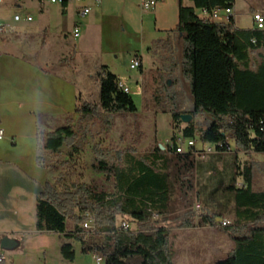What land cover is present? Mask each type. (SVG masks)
<instances>
[{"label": "trees", "instance_id": "16d2710c", "mask_svg": "<svg viewBox=\"0 0 264 264\" xmlns=\"http://www.w3.org/2000/svg\"><path fill=\"white\" fill-rule=\"evenodd\" d=\"M189 1L191 6L181 1L177 26L157 42L172 47L180 39L179 65L193 100L191 110L173 112L168 139L172 146L167 143L162 149L158 143L141 156L126 152L117 160L108 149L95 146L93 167L103 182L73 183L74 191H61L57 182L49 181L38 195L37 231L79 240L83 253L99 252L105 264H134V259L137 264H174L168 227L158 218H168L176 189L183 192L181 202L190 204V193L195 192L207 205L197 222L191 210L178 218L182 227H221L233 240V249L216 264H264V191L255 190L256 172L264 162L241 158L242 153L264 154V29L237 27L234 13L228 22L211 17L216 9L234 11L236 0ZM96 78L98 100L78 101V122L102 111L137 110L132 94L119 87L120 78L107 66L102 65ZM198 113L210 116L207 127L198 126ZM182 114H191L192 120L183 123ZM78 133L69 124L39 132V149L59 153L68 146L69 155H74L80 149ZM179 137L194 139L197 145L178 153ZM204 144L214 146L215 152L199 159L197 152ZM37 162L42 166L41 156ZM204 173L206 182L195 189ZM87 212L95 218L101 235L97 240L85 236ZM226 212L233 221L223 225ZM118 217L135 229L120 227ZM70 218L75 224L68 230ZM61 253L67 260L75 259L71 243H64Z\"/></svg>", "mask_w": 264, "mask_h": 264}, {"label": "crops", "instance_id": "0c3cea01", "mask_svg": "<svg viewBox=\"0 0 264 264\" xmlns=\"http://www.w3.org/2000/svg\"><path fill=\"white\" fill-rule=\"evenodd\" d=\"M142 1L89 0L64 6L47 0H16L18 9L34 6L38 16L27 11L24 16H32L31 21L22 20L23 25L0 33V128L5 132L0 139V248L8 264H23L19 249L46 254L62 237L37 231L38 195L52 180L49 170L37 162L41 150L46 151L39 149L37 136L45 127L52 131L69 116L78 119V101L89 100L94 89L99 93L98 79L83 63L97 58L129 85L117 73L115 60L128 59L131 66L139 57L143 71L149 48L163 42L167 32L177 26L180 3L186 4V0H159L155 7L144 9ZM85 6L91 11L84 15ZM70 24L72 35L76 24L81 28L80 36L74 35V44L67 34ZM52 29L58 37L39 42L30 39ZM67 50L69 58L57 63L49 57ZM5 236L15 244L10 249L1 247ZM230 242L229 252L234 247L233 240Z\"/></svg>", "mask_w": 264, "mask_h": 264}, {"label": "rangeland", "instance_id": "374dc122", "mask_svg": "<svg viewBox=\"0 0 264 264\" xmlns=\"http://www.w3.org/2000/svg\"><path fill=\"white\" fill-rule=\"evenodd\" d=\"M15 2L16 0H4L0 4V22L2 24L11 23L10 30L11 26L23 25L22 21L16 22L14 20L15 14L24 17L25 13L30 11L38 16L34 6H24L20 10ZM186 5H192V3L186 0ZM235 12V25L237 27L243 29L253 28L255 13L264 15V0H236ZM54 24L56 26L58 21L56 20ZM72 28V24H70L67 34L70 43L74 44L75 36L72 35V32L71 34L69 32L72 31ZM55 33L52 29L47 33L32 35L30 39L33 42L44 41L47 38L58 37ZM2 36L3 34H0V38ZM181 46L182 43L179 38L174 40L172 47L164 45V43L156 44L149 55L145 57L143 71L141 68L132 69L128 59L115 60L117 73L125 77L131 87V94L137 106L135 112L107 114L102 111L99 116L92 117L90 120L86 119L82 123L78 122L77 119H73L72 116H69L61 124L58 122L60 126L69 124L79 132L76 142L80 147L79 152L74 155H69L70 148L68 146L64 147L59 153L42 152L43 150H41L42 165L49 170L52 178L51 182H57L59 190L64 191L66 188L71 187L73 183L103 182L102 174L93 167V149L95 146L108 149L113 160H117L118 156L123 158L126 152H133L136 156H141L154 149L158 143L166 148L167 140L171 138L173 133L172 116L174 110L188 111L193 108L188 80L183 77L179 65ZM69 51L67 50V53L56 52L50 54L49 57L57 63L64 57L69 58L71 55ZM107 59L112 58L108 56ZM83 64L86 69L93 71L92 74L95 77L97 72L102 69L100 60L97 58ZM111 65L115 66L113 59ZM97 94L94 89L88 101L96 102L98 100ZM157 96L160 97V102L155 101ZM195 120L198 126L204 127L208 124L210 116L206 113H198ZM59 125L54 127L57 128ZM46 129V127L43 128V134L49 132ZM187 142L188 138L184 142L186 148H188ZM263 156V153L241 154L242 160L263 161ZM260 168V171L257 170L256 172L255 190L264 191V166ZM204 174L198 176L199 183L195 186V189H199L201 184L206 182L208 173ZM257 184L262 186H257ZM70 189L74 191L73 187ZM182 196L183 192L176 189L168 218H158L160 223L168 227L169 246L173 251L174 264H216L230 253L228 248L232 239L221 227H182V221L178 218L191 210L196 214L195 221L197 222L201 213L206 211L207 206L196 197L195 192L190 193V204L181 202L179 199ZM76 211H79L78 207ZM85 215V222L92 219L95 222V218L90 212L85 213ZM226 218L222 223L233 221V215L230 212H226ZM123 221L126 220L121 217L117 218V224L120 225ZM74 224L75 220L73 218L68 219L67 229L74 228ZM131 228L135 229L134 225H131ZM85 236L88 241H93L99 239L101 235L96 232V228L92 231L87 228ZM223 238H226L227 245L226 242H223ZM210 241H212V244ZM66 242L71 243L73 246L75 251L74 260L65 259L61 253V247ZM59 245H53L46 254L33 250L26 251L25 248L19 249L18 254L22 256L23 264H96L92 253H83L82 244L79 240H66L61 237ZM6 253L12 254L13 252L6 251ZM138 261V259H134L132 263L137 264Z\"/></svg>", "mask_w": 264, "mask_h": 264}, {"label": "built area", "instance_id": "2783aa9c", "mask_svg": "<svg viewBox=\"0 0 264 264\" xmlns=\"http://www.w3.org/2000/svg\"><path fill=\"white\" fill-rule=\"evenodd\" d=\"M49 3L51 4H59V5H67L68 3L74 2V1H79V2H83V1H89V0H47ZM92 2L95 3H100L101 0H90ZM159 0H143L142 1V7L144 9H150L152 7H155L157 2ZM4 2V0H0V4H2ZM91 11V7L89 6H85L83 7L82 13L85 15L87 13H89ZM234 13V11H232L231 9H225V10H220V9H216L212 12L211 17L216 20V21H221V22H228L230 16ZM14 20L16 22L22 21V20H27V21H31L32 20V16L30 15H26L24 17H21L19 14H16L14 16ZM254 22L257 28L259 29H264V15L261 13H255L254 15ZM10 27L7 24H2L0 22V33L2 32H6L9 31ZM80 32H81V28L79 24H76L73 30V33L76 37L80 36ZM141 65V59L139 57H135L134 60L132 61L131 64V68L132 69H136L139 68ZM119 87L122 88L125 92L127 93H131V89L130 86L126 83L125 80L120 79L119 82ZM5 136V132L2 128H0V139L4 138ZM178 142V148L176 149L178 153H182L183 151L187 150L190 147L196 146L197 145V141L194 139H190L187 142L188 148L185 147V140H183L181 137H179L177 139ZM167 143H170L171 146L173 144V142L171 140H167ZM215 152V148L214 146L210 145V144H204L200 151L197 152V157L199 159H206L210 154ZM200 208V206H198ZM155 218H158V214H154ZM229 221H224L223 224H228ZM95 222L93 221V219L91 221H87L83 224L84 228H88L90 230H94L95 228ZM120 227L125 228V229H129L131 228V224L129 222L123 221L120 224ZM95 259L96 264H103L104 263V256L99 253V252H94L92 253ZM7 255L4 253V251L0 248V264H8L7 261Z\"/></svg>", "mask_w": 264, "mask_h": 264}, {"label": "water", "instance_id": "95a60500", "mask_svg": "<svg viewBox=\"0 0 264 264\" xmlns=\"http://www.w3.org/2000/svg\"><path fill=\"white\" fill-rule=\"evenodd\" d=\"M182 121L183 123H189L192 120L191 114H182ZM161 148L164 149V147L161 145ZM13 240L9 236H5L1 239V247L3 249H10L14 246Z\"/></svg>", "mask_w": 264, "mask_h": 264}]
</instances>
